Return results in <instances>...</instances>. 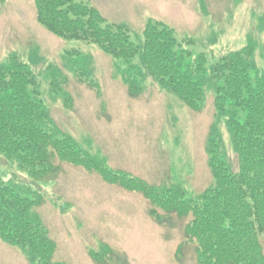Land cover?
<instances>
[{"label":"trees","instance_id":"16d2710c","mask_svg":"<svg viewBox=\"0 0 264 264\" xmlns=\"http://www.w3.org/2000/svg\"><path fill=\"white\" fill-rule=\"evenodd\" d=\"M36 21L53 35L96 45L114 60V77L120 78L131 97L145 93L148 83L177 96L189 109L205 108L213 94L214 121L205 150L211 183L191 193L178 183L151 185L125 171L113 169L82 149L56 123L42 98V86L31 63L16 51L0 64V155L36 181L52 179L62 163L84 167L106 182L142 194L148 213L159 225L174 228L186 220L175 258L181 262L188 248L195 264H264V70L255 60L257 41L211 59L194 53L195 39L157 18H148L143 38L136 43L124 24L107 23L100 10L77 0H33ZM207 15L205 0H198ZM215 37L210 38L214 44ZM77 49L63 58L74 76L99 92V86ZM75 55H79L76 56ZM38 54L30 53L29 60ZM51 91L72 109L73 98L64 89L66 77L51 66ZM62 72V71H61ZM224 122L238 165L225 154L219 132ZM44 195L7 178L0 171V240L18 250L29 264H72L55 258L57 244L38 208ZM63 209L64 205L53 202ZM95 264H129L108 243L89 248Z\"/></svg>","mask_w":264,"mask_h":264},{"label":"rangeland","instance_id":"374dc122","mask_svg":"<svg viewBox=\"0 0 264 264\" xmlns=\"http://www.w3.org/2000/svg\"><path fill=\"white\" fill-rule=\"evenodd\" d=\"M77 1L97 7L107 23L124 24L136 43L143 38L146 20L160 19L180 35L193 37V52H206L211 59L243 47L251 34L257 41L256 63L264 70V0H205L207 15L199 10L198 0ZM211 37L216 38L214 44ZM72 49L84 56L99 92L74 76L71 62L63 58ZM13 51L31 63L56 123L89 154L151 185L178 183L195 194L211 183L205 144L214 121L212 93H207L205 108L199 112L156 83H148L143 95L131 97L121 79L114 77L112 57L94 44L65 40L47 31L36 21L33 0H0V64ZM34 51L38 57L31 61ZM51 66L62 71L57 77L67 79L63 87L73 98L72 109L51 91ZM218 129L227 159L236 167L238 159L223 121ZM0 171L44 195L38 213L57 244V260L95 264L88 250L105 242L126 256L129 264H195L192 248L181 262L175 258L186 220L177 221L174 228L157 224L140 193L68 163H62L52 179L36 181L0 155ZM0 264L29 263L0 240Z\"/></svg>","mask_w":264,"mask_h":264}]
</instances>
